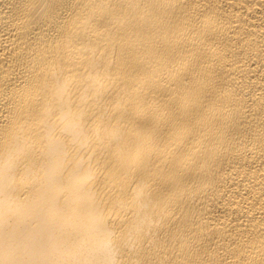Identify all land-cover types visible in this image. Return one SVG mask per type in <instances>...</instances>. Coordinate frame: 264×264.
<instances>
[{"label": "bare ground", "instance_id": "6f19581e", "mask_svg": "<svg viewBox=\"0 0 264 264\" xmlns=\"http://www.w3.org/2000/svg\"><path fill=\"white\" fill-rule=\"evenodd\" d=\"M0 264H264V0H0Z\"/></svg>", "mask_w": 264, "mask_h": 264}]
</instances>
